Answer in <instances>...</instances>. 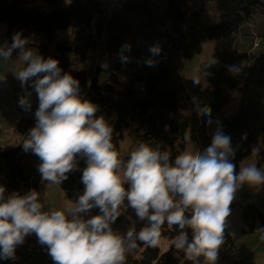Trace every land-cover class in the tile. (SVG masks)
Here are the masks:
<instances>
[{"label": "trees", "instance_id": "trees-1", "mask_svg": "<svg viewBox=\"0 0 264 264\" xmlns=\"http://www.w3.org/2000/svg\"><path fill=\"white\" fill-rule=\"evenodd\" d=\"M116 1V0H114ZM0 0V23L7 26V42L11 44L14 33L22 32L27 40L35 33L48 38L54 49V59L59 61L63 73H70L79 81L81 96L98 106L97 117L103 116L113 128V144L120 159L122 145L127 140L131 146L140 142L167 151L172 161L186 151L187 141L203 151L211 144L212 136L221 128L231 137L235 150L232 163L252 154L253 147L260 149L257 166L264 165V52L251 51L239 54L234 50L239 30L250 22L260 0ZM42 2L49 11L32 7ZM219 10V22L206 25L202 13L209 5ZM75 29L66 39H59L60 31ZM213 41L214 60L206 63L201 75L207 86L186 80L183 62L202 53L203 45ZM104 48L103 64L95 67L94 75L75 66L98 57ZM130 45V51L122 46ZM159 46L161 52L153 56L149 49ZM29 48L33 46L28 44ZM47 50L46 46L43 47ZM259 49V48H257ZM19 50L15 51L18 53ZM121 56L129 59L122 61ZM154 61L153 66L147 60ZM106 65V67H102ZM238 73H232L231 67ZM105 76L106 79L102 77ZM31 84V81L29 82ZM239 92L240 103L233 115L227 114L233 92ZM208 106L211 124L196 109ZM21 111L24 109L21 107ZM36 119L22 118L16 129L21 141L15 149L0 148V185L5 195L18 192L26 194L32 189L39 192L45 211H50L44 199L45 182L38 171L40 159L31 151L25 152L23 142ZM246 134V135H245ZM78 170L69 172L61 190L75 204L83 194L81 182L85 158L77 156ZM246 217L257 214L264 228V213L248 202L241 205ZM235 205H230L233 209ZM122 215L112 225L113 230L126 234L129 228L138 232L146 221H140L135 211L121 208ZM94 208L86 216L99 215ZM181 230L169 228L165 223L160 237L175 241ZM191 237V233H189ZM137 248L126 254L124 264H194L183 251L175 248L162 253L156 246L137 241ZM235 250V241L229 232L224 233V243L218 256L229 259ZM202 257L199 258V261ZM0 264H54L47 245H42L33 233L15 250L14 259H0ZM201 264V262H200Z\"/></svg>", "mask_w": 264, "mask_h": 264}, {"label": "clouds", "instance_id": "clouds-1", "mask_svg": "<svg viewBox=\"0 0 264 264\" xmlns=\"http://www.w3.org/2000/svg\"><path fill=\"white\" fill-rule=\"evenodd\" d=\"M28 43L22 32H17L11 44H0V59L5 61L19 50L17 60L25 66L14 74L25 89L31 81L39 101L36 125L23 149L40 159L42 180L52 184H61L69 172L78 170V155L85 158L87 166L81 177L85 187L73 206L45 211L35 189L6 196V188L0 185V259H14L17 246L34 233L47 245L54 264H124L137 241L156 246L167 223L169 228L181 230L175 248L188 260L200 264L203 257L204 264H215L237 190L245 183L264 184V172L255 165L236 172L231 137L221 128L203 151H185L174 162L167 151L145 142H140L127 160L120 159L113 144V128L103 116H96L98 106L81 96L79 81L63 73L58 60L45 59ZM122 47L131 49L127 44ZM149 51L155 56L161 49L154 46ZM121 59L126 62L129 58ZM153 64L152 59L147 60L148 66ZM230 71L238 73L239 69L233 66ZM4 79L0 77V81ZM31 95L27 92L19 100L25 111L31 110ZM193 103L205 123L211 124L210 108L201 109L196 98ZM258 151L253 147L252 154ZM125 201L146 224L138 232L129 228L122 235L112 225L122 215ZM94 208L100 214L86 218ZM257 232L264 239V228Z\"/></svg>", "mask_w": 264, "mask_h": 264}, {"label": "rangeland", "instance_id": "rangeland-1", "mask_svg": "<svg viewBox=\"0 0 264 264\" xmlns=\"http://www.w3.org/2000/svg\"><path fill=\"white\" fill-rule=\"evenodd\" d=\"M114 1V0H111ZM155 1L157 7L160 6V2ZM261 4L255 8L252 19L250 22L245 23L239 30L238 38L234 44V50L239 54L250 53L254 49V45L257 39L261 40L259 49L253 51L264 52V0H260ZM117 6L120 4V0L114 1ZM32 7L38 8L43 12H48L49 9L46 4L37 2ZM219 10L213 5H209L207 9L202 13V21L210 26L219 22ZM75 29L67 31H60L58 34L59 39H66L73 34ZM259 36L261 38H257ZM7 41V26L4 23H0V44ZM29 45L33 46L31 49L38 52L45 59L51 57L54 59L55 51L49 46L48 38L41 34L35 33L28 39ZM46 46L47 50H44ZM102 51L97 55L98 57L92 58L86 63L75 66L76 69L86 70L90 75H94L95 67L99 64H103L105 58L104 48L106 47V41L101 45ZM214 47L213 41H207L203 45L202 53L194 56L190 61L183 62L182 75L186 80L197 81L204 86H207L206 82L201 75V67L206 63L217 64L214 60ZM18 53L13 52L11 60L0 59V77H5L0 81V148L6 151L15 149L20 143L21 139L16 133V129L22 118H35V112L38 109V97L35 91L29 87L25 89L21 86V82L17 80L15 72L19 71L25 65L17 60ZM106 79L105 76L102 77ZM27 92H31V110L21 111L19 100L22 96L27 95ZM241 96L239 92H233L231 95L230 103L227 106V114L233 115L240 103ZM137 146H131L130 141H126L122 145L123 156L129 155L132 150ZM186 151L197 152V147L190 140L187 141ZM259 151L253 155L241 160L236 167L238 173L240 167H247L255 165L258 169L264 172V165L257 166V156ZM44 199L50 211L64 210L69 206H73L74 203L66 198L65 194L57 184H52L48 181L45 182ZM248 202L256 207L260 213H264V184L249 185L245 183L236 192L232 205H235L233 209H230V216L228 217L229 232L235 241V250L232 256L224 260L221 257H217L215 264H264V239L261 238V233L257 232L258 228H261V220L259 215L246 217L244 215V209L242 204ZM175 241L165 237H159L156 247H158L162 253L169 252ZM201 264H204V258L201 260Z\"/></svg>", "mask_w": 264, "mask_h": 264}, {"label": "bare ground", "instance_id": "bare-ground-1", "mask_svg": "<svg viewBox=\"0 0 264 264\" xmlns=\"http://www.w3.org/2000/svg\"><path fill=\"white\" fill-rule=\"evenodd\" d=\"M257 38H259V37H257ZM260 43H261V40H260V39H257V41H256V43H255V45H254V49L259 48V47H260V46H259ZM200 262H201V260H200Z\"/></svg>", "mask_w": 264, "mask_h": 264}, {"label": "crops", "instance_id": "crops-1", "mask_svg": "<svg viewBox=\"0 0 264 264\" xmlns=\"http://www.w3.org/2000/svg\"><path fill=\"white\" fill-rule=\"evenodd\" d=\"M256 37H259V36H256ZM259 38H261V37H259ZM203 259V257L201 258V260Z\"/></svg>", "mask_w": 264, "mask_h": 264}]
</instances>
